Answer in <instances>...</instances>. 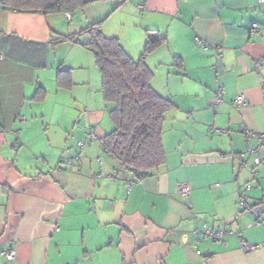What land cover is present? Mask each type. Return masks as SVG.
I'll list each match as a JSON object with an SVG mask.
<instances>
[{
	"label": "crops",
	"instance_id": "0c3cea01",
	"mask_svg": "<svg viewBox=\"0 0 264 264\" xmlns=\"http://www.w3.org/2000/svg\"><path fill=\"white\" fill-rule=\"evenodd\" d=\"M86 1L68 18L0 0V264H264V212L257 220L237 206L239 189L250 205L264 203V158L253 165L244 133L264 132V5ZM95 22L134 60L149 35L165 38L144 62L175 105L163 123L166 159L128 191L98 139L77 147L85 129L100 138L112 128L94 56L81 45L89 36L53 41ZM67 69L70 83L58 84ZM203 222L231 233L209 239L197 231ZM241 241L259 247L245 252Z\"/></svg>",
	"mask_w": 264,
	"mask_h": 264
},
{
	"label": "trees",
	"instance_id": "16d2710c",
	"mask_svg": "<svg viewBox=\"0 0 264 264\" xmlns=\"http://www.w3.org/2000/svg\"><path fill=\"white\" fill-rule=\"evenodd\" d=\"M7 9L20 11L66 12L70 15L86 0H1ZM101 22L87 25L76 33L59 35L54 43L75 41L87 34L89 41L81 45L90 50L100 73V92L111 106L108 116L111 130L97 138L104 153L119 162L122 167L117 173L124 181L136 182L139 175H151L165 163L162 143L163 123L168 111L175 107L173 101L158 91L152 84L153 71L145 64V57L165 41L164 37L149 35L142 54L137 60L131 58L118 39L103 34ZM181 58L175 57L174 64L181 67ZM60 85L70 83L69 70H59ZM39 88L36 99L44 96ZM96 139V140H97ZM128 169L132 170L130 176Z\"/></svg>",
	"mask_w": 264,
	"mask_h": 264
},
{
	"label": "built area",
	"instance_id": "2783aa9c",
	"mask_svg": "<svg viewBox=\"0 0 264 264\" xmlns=\"http://www.w3.org/2000/svg\"><path fill=\"white\" fill-rule=\"evenodd\" d=\"M258 4L260 5H264V0H257ZM66 17H70L69 13L65 14ZM253 30L256 28V25L253 24L252 25ZM3 56L2 54H0V59H2ZM220 96H221V91L218 90L216 95H215V99L216 101L220 100ZM235 103L237 105H245V99L244 96L242 94H238L235 97ZM19 120L23 121V117L18 118ZM2 130L1 126H0V131ZM245 138H246V146L248 149L249 153H253L254 157H253V165H257L259 164L262 159L264 158V132H260V133H254L252 131L249 130H245ZM97 139V135L94 131L93 128H87L85 129V134L83 136V138L79 139L77 141V147L79 149L84 148L85 146H87L88 143H90L93 140ZM251 139H255L257 140V146L254 148L251 146ZM80 159V155L78 153H76L73 156L67 157L65 160L67 163H74L77 162ZM99 162H101L100 159H98ZM132 173L131 169H128L127 175L130 176ZM113 177L116 179H122V175L120 173H115L113 174ZM143 178V176L139 175L136 182H139L141 179ZM126 191L129 190V185L130 182L126 181ZM177 193L180 194L181 196H187L189 194V188L186 185H179L177 188ZM237 206L238 209L241 211H248L251 214H253V216L255 217V219L258 220L259 216L264 212V203L261 204H254V205H250L248 203V199L247 196L245 195V192L242 189L238 190V196H237ZM198 233H202L205 237L221 242L224 238V236L226 234H230L231 231L227 230L226 227L224 225H218L217 227H213L210 224L203 222L201 224V229L197 230ZM259 247V244L256 243H248L246 241H241V248L243 251L245 252H249V251H253L256 250ZM2 254L4 255L6 260H14L15 258V251L12 248H4L2 251Z\"/></svg>",
	"mask_w": 264,
	"mask_h": 264
},
{
	"label": "rangeland",
	"instance_id": "374dc122",
	"mask_svg": "<svg viewBox=\"0 0 264 264\" xmlns=\"http://www.w3.org/2000/svg\"><path fill=\"white\" fill-rule=\"evenodd\" d=\"M94 61H95V59H94ZM93 85H94V84H93ZM93 85L88 87V89L91 91V96L94 95L93 92H94V86H95V85H94V86H93ZM103 102H104V104H105V108H106V109H107V107L109 108V107L111 106L110 103H106V101H103ZM83 109H84V108L81 106V108L79 109V111H80V112H83V111H84ZM101 112L104 113V111H102V110H101ZM104 114H105V116H106V117H105V120L110 121L109 118H108V113L106 112V113H104Z\"/></svg>",
	"mask_w": 264,
	"mask_h": 264
}]
</instances>
